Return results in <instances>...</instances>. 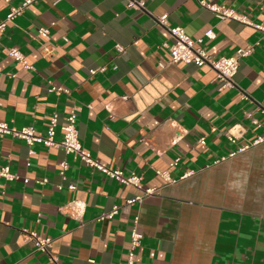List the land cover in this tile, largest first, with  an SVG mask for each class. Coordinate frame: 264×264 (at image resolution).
I'll list each match as a JSON object with an SVG mask.
<instances>
[{"label":"crops","instance_id":"obj_1","mask_svg":"<svg viewBox=\"0 0 264 264\" xmlns=\"http://www.w3.org/2000/svg\"><path fill=\"white\" fill-rule=\"evenodd\" d=\"M22 1L0 0V20ZM136 1L144 8L127 0H38L0 32V121L44 136L54 114L61 120L77 108L84 148L156 189L128 205L143 195L140 188L62 147H29L1 134L0 167L20 178H0V264H118L136 218L137 264H264V141L229 157L264 138V34L219 19L198 0ZM206 1L264 23V0ZM163 15L193 39L212 29L216 36L203 47L214 58L253 47L240 60L234 87L223 86L208 66L171 62L173 39L156 20ZM10 48L30 68L10 57ZM62 138L58 129L55 140ZM73 201L85 205L80 216L63 208ZM114 207L118 213L102 218ZM29 233L51 238L49 253Z\"/></svg>","mask_w":264,"mask_h":264},{"label":"built area","instance_id":"obj_2","mask_svg":"<svg viewBox=\"0 0 264 264\" xmlns=\"http://www.w3.org/2000/svg\"><path fill=\"white\" fill-rule=\"evenodd\" d=\"M36 1L38 0H23L19 6H12L9 12L7 13L6 17L0 20V32H4L9 24L13 23L17 17L23 15L26 9ZM198 1L204 8L211 11L219 19H232L238 21L243 25L251 26L264 34V23H254L246 15L232 8H229L224 4L209 3L206 0ZM127 5L129 7L134 8H144V3L142 1L127 0ZM156 20L159 24L165 26L168 29L173 39V43L169 47L171 52L172 63L194 64L198 67L208 66L215 71L216 79L219 80L223 86L234 87V78L238 72L240 60L244 57L249 56L253 52V47L240 48L232 56L214 58L203 47L205 39H212L216 36L215 32L212 29L206 31L203 37L193 39L190 35L186 33L183 27L169 26L167 22V15L157 17ZM40 32L43 34L48 33L46 29H42ZM117 50L119 51V53H121L124 51V47L117 45ZM8 54L23 67L30 68V65H28L25 56L18 48H10L8 50ZM103 69L104 68H101L99 70ZM96 72L97 69L91 71L92 74H95ZM50 90L58 95L65 92L62 88L56 87H51ZM77 116V108L72 109L71 112L65 117H63V119L61 120L59 119V116L57 114H54L51 118L47 134L44 136L38 135L34 127L32 126H23L22 128L18 129L16 127L9 126L6 122L0 121V135L6 134L20 138L24 140L29 147H32L37 143L43 144L47 147H62L66 154H77L80 157L81 161L87 166L98 169L104 172L109 177L115 178L126 185H133L135 187L140 188L143 191V195L135 199H130L127 202L128 205H132L136 201H141L143 197L151 196L156 193L155 188L144 189L141 184L142 178L137 174L132 173L129 176H125L123 171L110 168L108 165L101 163L89 151H87L79 139V132L77 128ZM255 122L258 124L257 121ZM58 129L63 133V138L60 142H57L55 140V135ZM229 139L235 142V139L232 135L229 136ZM262 141H264V138L258 137L254 142L240 146L236 151L230 153L229 157H233L238 153L244 152L250 147L261 143ZM200 142L202 144H205V139L202 138ZM30 153H33V150H30ZM224 159L225 158H221L219 160H216L214 163H218ZM177 161L178 160L172 163L171 166H175L177 164ZM60 166V173L62 176H64L68 164L67 162L63 161L60 163ZM158 174L166 180H169L166 172ZM0 178L5 179L7 181H14L18 180L20 177L15 173H12L9 166H5L0 167ZM29 181L30 180L28 178L24 179L25 183H28ZM35 182L37 184L43 185L48 182V179L36 180ZM69 187L71 189L76 188L75 185H70ZM59 188H61V186H59ZM68 206H72L71 211L67 213L71 216H80L84 212L85 208L84 203L81 201H73L63 208H66ZM118 211L119 208L114 207L112 211L106 213L102 218H111L116 213H118ZM27 237L35 243L37 249L49 253V249L52 245L51 238H42L35 233H29L27 234ZM141 240L142 234L138 229V218H136L134 227L131 231L130 247L128 250L127 257L125 260L119 262L118 264H137L136 250L138 249V247H140Z\"/></svg>","mask_w":264,"mask_h":264}]
</instances>
